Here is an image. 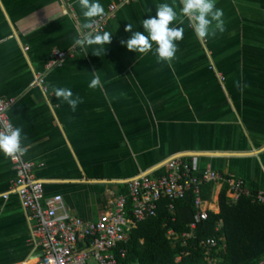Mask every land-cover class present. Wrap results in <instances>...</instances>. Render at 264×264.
<instances>
[{"label":"crops","instance_id":"obj_1","mask_svg":"<svg viewBox=\"0 0 264 264\" xmlns=\"http://www.w3.org/2000/svg\"><path fill=\"white\" fill-rule=\"evenodd\" d=\"M117 1L100 0L104 9ZM162 2L182 7L180 0L122 5L98 56L91 52L98 45L87 53L73 46L87 30L78 0H0V98L14 100L9 116L23 129L25 157L46 195L61 194L86 221L104 218L128 181L160 175L176 157L195 173L211 168L242 179L251 192L264 190V0H217L225 30L205 39L181 18L183 39L171 63L158 62L154 49L140 54L121 44L131 35L126 26L142 30V19ZM54 49L70 55L46 72L45 91L35 80ZM97 75L102 88H89ZM55 87L70 88L82 103L73 111ZM15 176L11 159L0 154V264H35L41 250L30 242ZM204 187L219 213L228 186Z\"/></svg>","mask_w":264,"mask_h":264},{"label":"built area","instance_id":"obj_2","mask_svg":"<svg viewBox=\"0 0 264 264\" xmlns=\"http://www.w3.org/2000/svg\"><path fill=\"white\" fill-rule=\"evenodd\" d=\"M131 1L118 0L110 4L101 17L91 21L93 29L104 31L117 10ZM64 2L68 3V0ZM69 55L66 51L54 49L45 71L37 75L35 84L47 91L44 79L46 72L62 66ZM13 103L14 100L0 98V130L5 123L13 124L9 116ZM10 159L16 173L13 189L32 223L30 242L41 250L40 261L35 264H122L128 254L124 244L128 242L132 230L138 222L157 216L158 203L163 197L171 201L169 210L173 213L175 202L192 190L197 219L207 220L216 207L203 196V186L208 183L226 184L230 203H237L242 196H248L264 205V190L253 194L242 179L223 175L211 168L195 173L181 157H176L167 162L164 173L156 176L145 174L128 181V193L112 196L110 211L104 218L86 221L70 212L61 194L46 195L44 183L34 173L35 164L27 160L25 154ZM129 199L132 201L131 215H128ZM223 225L221 219L217 230ZM196 226V222L191 223L190 229L181 234L171 228L168 237L174 243L178 240L185 243L194 237ZM202 244L213 248L218 245V240L209 237ZM258 264H264V259Z\"/></svg>","mask_w":264,"mask_h":264},{"label":"trees","instance_id":"obj_3","mask_svg":"<svg viewBox=\"0 0 264 264\" xmlns=\"http://www.w3.org/2000/svg\"><path fill=\"white\" fill-rule=\"evenodd\" d=\"M204 191L203 186V196ZM226 192L224 187L220 212H211L207 220L200 221L192 190L175 202L173 213L169 210L171 201L163 197L158 203L157 216L138 222L132 230L124 244L128 254L122 264H212L213 261L215 264H258L264 259V205L248 196L232 204ZM131 206L129 199L128 215H131ZM221 219L224 225L217 230ZM193 222L197 223L195 235L187 242L174 243L168 237L169 229L181 234ZM209 237L218 240L216 247L207 248L202 244Z\"/></svg>","mask_w":264,"mask_h":264},{"label":"clouds","instance_id":"obj_4","mask_svg":"<svg viewBox=\"0 0 264 264\" xmlns=\"http://www.w3.org/2000/svg\"><path fill=\"white\" fill-rule=\"evenodd\" d=\"M180 2L182 7L179 12L167 2L156 5L155 16L142 19V30L132 31L135 25L128 24L125 31L130 32L131 35L127 39L121 40V44L128 50L140 54H147L154 49V55L158 62L171 63L176 58L179 47L177 41L183 39L184 28L176 26V24L183 23L181 18L187 19L188 25L192 28L197 39L213 37L218 31L222 33L225 30V22L222 18L223 10L216 6L217 0H180ZM78 4L86 21L82 28L88 31L77 35L74 38L73 46H79L87 53L91 46L98 45L100 47L91 50V52L99 56L101 51L105 52L106 47L103 46L110 44L112 33L96 31L93 29L91 21L93 18L103 15L104 6L100 0H78ZM147 12L151 13L152 9L149 8ZM88 87L102 88L100 77L94 76ZM53 93L58 101L66 103L73 111L76 110L78 104L82 103V98L79 95L74 96L70 88L55 87ZM25 139L22 127L13 126L10 122L5 123L3 129L0 130V154L13 159L23 156L26 149L22 143Z\"/></svg>","mask_w":264,"mask_h":264},{"label":"rangeland","instance_id":"obj_5","mask_svg":"<svg viewBox=\"0 0 264 264\" xmlns=\"http://www.w3.org/2000/svg\"><path fill=\"white\" fill-rule=\"evenodd\" d=\"M209 199L212 200L211 198H209ZM212 201H213V200H212ZM215 263H216L215 261L212 262V264H215Z\"/></svg>","mask_w":264,"mask_h":264}]
</instances>
